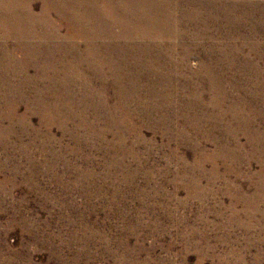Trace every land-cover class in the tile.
Segmentation results:
<instances>
[{
	"label": "rangeland",
	"instance_id": "rangeland-1",
	"mask_svg": "<svg viewBox=\"0 0 264 264\" xmlns=\"http://www.w3.org/2000/svg\"><path fill=\"white\" fill-rule=\"evenodd\" d=\"M0 264H264V0H0Z\"/></svg>",
	"mask_w": 264,
	"mask_h": 264
},
{
	"label": "bare ground",
	"instance_id": "bare-ground-1",
	"mask_svg": "<svg viewBox=\"0 0 264 264\" xmlns=\"http://www.w3.org/2000/svg\"><path fill=\"white\" fill-rule=\"evenodd\" d=\"M151 5L150 4H147V7H150ZM142 8V7H141Z\"/></svg>",
	"mask_w": 264,
	"mask_h": 264
}]
</instances>
